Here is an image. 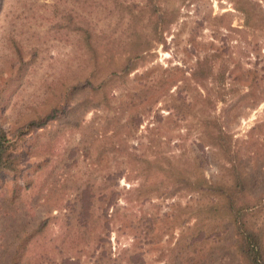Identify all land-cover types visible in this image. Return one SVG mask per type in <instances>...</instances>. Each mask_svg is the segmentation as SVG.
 Wrapping results in <instances>:
<instances>
[{
  "label": "rangeland",
  "instance_id": "rangeland-1",
  "mask_svg": "<svg viewBox=\"0 0 264 264\" xmlns=\"http://www.w3.org/2000/svg\"><path fill=\"white\" fill-rule=\"evenodd\" d=\"M0 126V264H241L193 188L264 192V0H0Z\"/></svg>",
  "mask_w": 264,
  "mask_h": 264
},
{
  "label": "trees",
  "instance_id": "trees-1",
  "mask_svg": "<svg viewBox=\"0 0 264 264\" xmlns=\"http://www.w3.org/2000/svg\"><path fill=\"white\" fill-rule=\"evenodd\" d=\"M237 3L238 8L247 14L246 18L251 17V13L242 6L241 2ZM83 31L84 34L87 33L86 30ZM86 45H88L87 47L90 49L89 44ZM131 63L132 61L124 63L121 67L122 74H126L133 69L130 66ZM111 74L115 75L114 71L111 72ZM81 86L82 88L90 86L92 88L91 90L94 88L88 80ZM57 112L58 108H54L44 116L30 121L27 125V129L36 130L43 128L48 124V122L56 118ZM218 133L213 136L214 146L229 152L230 145H228V143L230 142L227 141L228 136L222 130ZM229 154H231V152H229ZM235 156H237V152L232 154L230 157ZM16 158L17 156L14 153V145L0 126V175L7 170L9 171L14 169L13 167L15 165ZM232 167L235 177L229 184L210 182L201 174L196 177L194 181L195 188H193V190L198 193H209L211 198L209 204L202 207V209H197V213L202 212L210 218L225 221L224 223L226 227L224 228H227V230L228 228H232L234 237V239L232 238L233 247L235 248V253H237L241 264H264L262 228L259 226H249L247 225L246 220L248 212L257 208L261 200L264 199V192L250 196L249 191L246 189V177L238 171L234 164ZM87 213L88 208L84 207L81 213L82 215L84 214L81 221L82 224H84L87 220ZM194 218L196 219L197 217ZM202 238L203 234H200V236L196 239L199 240ZM189 257L190 256L187 254L186 259H189ZM189 261L193 262L191 259ZM189 261L188 263L191 264Z\"/></svg>",
  "mask_w": 264,
  "mask_h": 264
}]
</instances>
